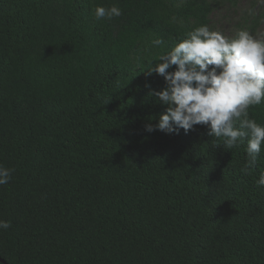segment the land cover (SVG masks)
Here are the masks:
<instances>
[{"label": "trees", "instance_id": "trees-1", "mask_svg": "<svg viewBox=\"0 0 264 264\" xmlns=\"http://www.w3.org/2000/svg\"><path fill=\"white\" fill-rule=\"evenodd\" d=\"M240 2L0 0L8 264H264V188L255 183L264 146L244 174L246 142L214 146L204 125L187 134L144 127L166 109L149 94L164 87L150 67L193 28L216 30L215 12ZM249 2L226 36L257 37L264 2ZM113 4L121 16L94 18L97 5ZM156 37L162 48L151 46ZM248 112L264 125V103Z\"/></svg>", "mask_w": 264, "mask_h": 264}, {"label": "clouds", "instance_id": "clouds-1", "mask_svg": "<svg viewBox=\"0 0 264 264\" xmlns=\"http://www.w3.org/2000/svg\"><path fill=\"white\" fill-rule=\"evenodd\" d=\"M93 15L98 21L111 20L121 16L122 10L115 4L97 5ZM164 44L160 37L151 40L154 48ZM153 73L163 78L164 87L149 94L166 109L157 123L145 124V131L179 134L182 129L187 134L194 126L204 125L207 135L215 138L214 146L230 150L246 142L242 172L248 174L256 167L264 146V125L251 118L248 109L264 103V38L246 29L226 36L202 24L161 54L147 71L149 76ZM12 172L0 165V185L10 182ZM255 183L264 188V171ZM10 227V221L0 220V230Z\"/></svg>", "mask_w": 264, "mask_h": 264}, {"label": "rangeland", "instance_id": "rangeland-1", "mask_svg": "<svg viewBox=\"0 0 264 264\" xmlns=\"http://www.w3.org/2000/svg\"><path fill=\"white\" fill-rule=\"evenodd\" d=\"M249 6V0H241L238 9L234 7L220 8L215 12L213 16L216 30L221 31L225 35L229 34L232 29H235L234 27H232L233 23H238V21L240 20V16ZM257 38H264V21L262 26L260 27L259 33L257 34Z\"/></svg>", "mask_w": 264, "mask_h": 264}, {"label": "water", "instance_id": "water-1", "mask_svg": "<svg viewBox=\"0 0 264 264\" xmlns=\"http://www.w3.org/2000/svg\"><path fill=\"white\" fill-rule=\"evenodd\" d=\"M0 261H2L5 264H8L1 256H0Z\"/></svg>", "mask_w": 264, "mask_h": 264}]
</instances>
